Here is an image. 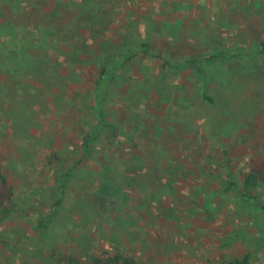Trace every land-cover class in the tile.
Here are the masks:
<instances>
[{"label":"rangeland","instance_id":"374dc122","mask_svg":"<svg viewBox=\"0 0 264 264\" xmlns=\"http://www.w3.org/2000/svg\"><path fill=\"white\" fill-rule=\"evenodd\" d=\"M63 1H58L59 6L63 3L67 5L62 7V12L69 8L78 14V5L94 11L89 14L82 11V17L72 31L79 35L76 38L70 36L66 45H72L70 40L85 44L86 40L81 38V34L85 35V28L89 27L95 31L101 30L100 39L103 40L101 45L104 49L112 48L116 54H126L128 57L134 56V52L139 53L138 56L135 54L131 68L122 70L118 79L126 85L118 90V97H112L114 89H111L112 98L108 106L113 121L125 126L127 135L134 140L126 139L123 143L111 145L103 144L101 139L98 141L92 157L76 172L49 232H41L25 222L22 232L26 234V239L21 240L17 229L14 231L8 225L0 228V233H4L17 249L11 264H60L57 256L85 258L99 255L105 250L123 253L140 264H225L228 260L244 256L250 248L246 238H238L230 247L225 246L224 236L234 235L238 230L222 207L223 199L219 197L214 200L202 194L194 207L186 198L192 192L197 193L199 188V192L205 194L210 187L220 188L222 182L213 176L217 175L215 169L223 159L224 151L236 159L237 170L260 168L264 171V100L252 98L251 104L258 103L259 106L254 112L250 110L244 118L239 117L240 121L220 112L221 123L215 137L207 139L204 135L207 131L204 128L205 133L201 129L194 130V126L201 122L202 117L214 119L217 108L209 107L202 114V107L196 106L194 100H182L181 105L176 106V90L166 87L167 92L161 94L154 90L158 84L147 94L142 88L145 82L154 83L157 80L169 83L162 68L163 63L148 57L147 49L139 46L146 44L151 54L159 53L177 62L193 56L215 54L224 47L232 49L247 40L250 45L255 44L260 35L264 37V0ZM56 3L55 0H0V25L12 19L19 29L25 25L33 29L36 25L44 24V15H54ZM70 14L63 12L60 17L62 23L70 18ZM76 14L71 16L72 20L77 19ZM223 21H228L229 26H223ZM2 42L0 38V45ZM97 45L95 42L92 47ZM3 51L0 49V57H3L0 60V166L8 176L11 190L21 195L20 206H25L27 197H34L33 211L41 214L48 212L49 207L36 195L51 194L54 181L73 160L71 158L77 155L80 148L78 141L84 130L90 129L86 125L94 122L93 113L91 109L86 110L85 118L89 123H79V119L75 125V113L65 114V110L61 112V109L62 104L64 107L67 104L69 96L77 100L75 109L80 107L81 95L86 93L83 83H69L67 98L57 100L54 95L61 85H57L55 78L50 81V93L44 88L46 78H39L41 82L38 84L33 72L18 71L22 68L18 66V56ZM92 68L89 65L88 69ZM65 70V67L62 68V71ZM47 72L53 76L50 70ZM67 74L65 71L64 75ZM188 75V72L184 73L174 82L180 87L187 85ZM234 81L231 91L239 92L238 98L228 96L227 92L221 97L239 105L233 108L230 104L231 110H242L241 105L249 91L255 89L256 93L259 92V83L241 92L238 83L246 85L248 82ZM65 84L62 83V86ZM130 84L137 87V97L130 92ZM184 87L190 89V86ZM183 88L180 92L187 99L191 98ZM41 89L44 92H40ZM41 93L45 99H41ZM120 95L129 100H123ZM22 114L27 115L22 118L26 128L18 129L13 116L17 119ZM70 123L75 127L72 125L68 129ZM155 125L160 126L161 133L153 132ZM57 154L64 158L63 163L50 164L49 157ZM132 154L142 159L145 164L142 169L135 168ZM158 157L171 162V185L166 184L165 177L163 181L157 175L143 180V176L148 177V168L161 162ZM192 164L199 172L198 179L193 175ZM180 167L185 168V172ZM109 169L114 172L113 180L109 176ZM120 175L131 178L132 182L123 185L129 203L122 219L126 220L129 214L134 216L137 224L129 226V234H122L121 228H111L107 219L99 222L94 211L96 193L116 196L117 187L113 182L116 183ZM162 182H165V186H161ZM166 189L168 192H165ZM8 194V188L0 186V195ZM207 207H216L218 211L207 214ZM89 215L93 216L90 220ZM244 216L238 218L239 223L246 224L247 217ZM114 217L117 219L118 216ZM251 217L252 225H258L252 226L250 223L248 227L251 233L261 231L264 234V229L260 227L264 224L261 214L253 211ZM135 232L139 233L140 239L131 240L129 235ZM258 264H264V260L259 258Z\"/></svg>","mask_w":264,"mask_h":264},{"label":"trees","instance_id":"16d2710c","mask_svg":"<svg viewBox=\"0 0 264 264\" xmlns=\"http://www.w3.org/2000/svg\"><path fill=\"white\" fill-rule=\"evenodd\" d=\"M55 1L57 5L54 7V15H44V24L46 26L44 24H39L36 25L35 28L30 29L25 25L24 28L19 29L12 19L4 25H0V38L3 39L0 49H4V53L18 56V66L22 67L18 71L33 72L38 84L41 82L39 78L43 80L46 78L44 88L50 93H52V90H50V81L55 78L57 85H61L57 88L58 91L56 95H54V97H57V100L67 98L69 95V88H67L69 83H83L86 87V93L83 96L81 95L82 101L80 107L75 109L77 100L69 96L66 100L67 104L65 107L70 110L66 109L62 104L63 109H61V112L65 110V114L75 113V125H77L79 119V123L83 122L86 125L89 123V120L85 118L87 115L86 110L91 109L94 122L90 124V126H88L89 124L86 125L90 129H85L78 141L80 147L78 152H76L78 156H73L71 158L73 160H70L71 162L69 161L66 169L56 178L51 194L49 196H47V194L42 196L36 195L38 199L42 198L43 201L47 203L49 207L48 212L36 214L33 211L32 205L33 202H35L34 197H27L24 203L25 206L21 207L19 204V197L21 195L11 190L8 176L0 166V186L8 188V191H10V194L7 196L0 195V228L4 225H8L14 231L17 229L16 233L21 240L26 239V234L22 232L25 222L31 223L32 227L41 232H49L52 223L58 217L60 208L64 204L66 195L69 192V186L73 183L76 172L92 157L100 139L103 144L108 145L119 142L123 143L126 139L127 141L134 140L127 135L125 126L116 124L113 121L108 106L109 100L112 97H116L118 90L120 91V88L126 85L122 84V81L118 79L122 74V70L131 68L133 59L136 57L135 54L138 56L139 53L134 52V56L128 57L126 54H116V50L112 48L104 49V46L101 45L103 40L100 39V35H102L100 32L101 30L95 31L94 28L89 27L85 28L87 32L85 35L81 34V38L86 40L85 44H78L76 41L70 40L72 45H66L70 36L76 38L79 35V33H74L72 31L75 27L74 25L82 17H80L82 11H87V14L94 13V11L87 9L84 5H78L76 8L78 9V14H76L74 9L69 10V8H67V10L63 12H66V14L71 13L70 18L65 21V23H62L60 17L63 14L62 7H64L65 3L59 6L58 1L63 0ZM72 2L73 1L70 3ZM66 6L67 5H65V7ZM73 14L77 15L76 20L71 19ZM222 25L228 27L229 22L223 21ZM78 28H80V26H78ZM78 28L76 27V29ZM248 41L249 40L246 41L247 43L241 42L232 49L224 47L223 50L215 54L205 55L203 57L193 56L187 60L177 62L166 59L159 53L155 55H153V53L151 54L148 52L149 47L143 44L139 47L147 49L146 53H148V57L151 56L163 63L162 68L166 72L165 74L169 85L166 84V81L156 80L154 83L145 82L142 88L145 89L148 94L153 91V86L158 84L159 86L154 90H158L163 94L166 91V87L167 89L170 87L172 91L176 90L174 98L176 106L181 105L180 102L185 100L189 102L194 100L196 106L202 107L204 111L201 110L202 114H204L205 109L209 107L217 108V115L214 116V119L206 120L202 117L201 122L194 126V130L201 129V131L204 132V128L207 132L210 131L209 133L204 132V135H206L207 139H214L217 127H219L221 123V117L219 116L222 114L220 112L227 113L230 119H237L240 121L239 117L244 118L249 114L250 110L254 112L259 106L258 103L251 104L253 102V100L250 102L252 98L264 100V86L262 87V85H264V37L260 35L259 38L256 39L255 44L250 45ZM95 42H97L98 45L93 48L92 46H94ZM141 57L142 56H140L138 60H140ZM258 58H260V60H258ZM0 60L2 61L3 57H0ZM63 65L66 69L65 71L68 73L67 75H64L65 71H62V68H64ZM89 65L93 67L92 70L88 69ZM48 70L52 72L53 76L48 74ZM187 72L191 75L186 77L188 81L187 85H182L181 87L177 86L174 79L183 76L184 73ZM117 79L119 82H117ZM235 79L248 82L246 85L238 83L241 92L244 89H250V85H254L256 82L259 83V92L256 93L255 89L249 91L246 96V101L241 105L242 110H231L230 104L233 105V108L239 105L236 104L235 101L228 102L221 97L223 93L227 92V94H229L228 96L234 97V99L235 96L238 98L239 92L234 93L231 91ZM62 83L66 84L62 86ZM226 83L228 85L223 87ZM117 85L118 87H116ZM26 86H29V84ZM183 86H190V89L189 87L183 88ZM178 87H180L179 91L177 89ZM112 88L114 89V94L110 97ZM129 88L133 96L137 97V87L130 84ZM182 88L187 92V95H191V98L187 99L185 94L180 92ZM43 90L44 89H41L39 91L44 92ZM39 96L41 99H45L42 93ZM120 97H122L123 100L128 99L123 95H120ZM39 99L40 98H38L36 102H38ZM196 106L194 108V115ZM32 113L33 112H31V114ZM25 117H27L26 114L20 115L17 119L13 116L14 122L16 121L14 125L18 129L20 127L26 128L22 120V118ZM177 118L179 119V117ZM72 125L73 124L70 123L68 129H70ZM80 127L82 128V125H80ZM159 127V125H155L153 129V132L156 131L155 134L161 133V128ZM183 130L184 129L181 131ZM74 131L77 132L76 129H74ZM222 158L223 159L215 169L217 175L213 176L219 182H222L220 188L210 187L206 189L207 191L205 192L207 194H205L201 193V191L199 192L201 188L197 187L199 188L197 193L192 192L186 200L190 201V205L194 206V204H196L195 201H197L202 194L214 200H218V198L221 197L223 199L222 207H224V211L228 213L229 218L235 223L234 226L238 230L234 235L224 236L226 242L225 246L230 247L234 242H237L238 238H246L250 246V248H248L249 251L244 254V256L235 258L234 260H228L225 264H258L259 258L264 260V234L261 231L251 233L248 226L250 223L252 225L253 218L251 215L253 211H257L261 214L262 218H264V171L260 168H249L245 171L237 170V161L230 156L228 151L223 152ZM131 159L133 162H136L135 168L137 169H139V167L142 169L145 165L139 156L134 157L132 154ZM157 159L161 162L155 163L152 167L148 168V177L145 178L143 176V180H149L151 175H157L161 177L163 181L166 178V184L171 185L170 176L173 175L169 173L170 168H172L171 162L169 160L163 161L164 158L161 157ZM63 161L64 158H61L58 154L49 157L50 164L54 162L63 163ZM191 167L193 169V175L198 179L199 172L197 168H195L194 164H192ZM180 169L185 172V168L180 167ZM109 173L111 180H113L114 172L109 169ZM209 178H207V180ZM126 182L131 184V178L121 175L118 176L116 183L113 182L117 187L116 196H107L98 192L95 195L97 203L94 205L95 216L99 219V222H105V219H107L108 224L112 226L111 228H121L122 234H129V226H137L136 220L132 215L128 214L126 220L122 219V214H125L126 207L129 203L128 195L123 188ZM161 186H165V182H162ZM141 188L144 187L141 186ZM167 190L168 189H166L165 192H168ZM176 193H178V191H176ZM152 199H154V196H152ZM217 211L216 207L206 208L207 214H215ZM114 215L118 216L116 217L117 219H115ZM244 215L247 217L246 224H244V222L239 223L238 218ZM88 217L89 220L93 218L91 215ZM252 226L258 225L254 224ZM260 227L264 229V224L262 226L260 225ZM129 237H131V240L140 239L138 232L129 235ZM0 238V262L2 261V264H11L10 261L17 249L12 245L11 241L5 237L4 233L3 235L0 233ZM56 260L60 264H140V262L133 257L126 256L123 253L115 254L106 250L99 255H90L85 258L62 255L57 256Z\"/></svg>","mask_w":264,"mask_h":264}]
</instances>
